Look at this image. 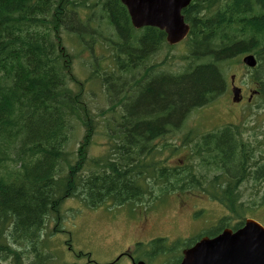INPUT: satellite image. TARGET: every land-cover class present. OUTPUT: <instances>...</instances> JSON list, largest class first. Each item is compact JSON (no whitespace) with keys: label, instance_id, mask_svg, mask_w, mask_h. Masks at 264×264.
Here are the masks:
<instances>
[{"label":"trees","instance_id":"16d2710c","mask_svg":"<svg viewBox=\"0 0 264 264\" xmlns=\"http://www.w3.org/2000/svg\"><path fill=\"white\" fill-rule=\"evenodd\" d=\"M79 7L90 11L78 22ZM182 14L190 62L179 73L157 74L156 64L145 65L169 47L165 33L134 29L119 0H0V264H51L43 230L71 197L95 208L195 188L234 219L264 204V128L211 133L181 167L169 164L179 151L166 138L179 134L191 110L225 91L221 64L243 54L257 58L253 83L264 100V0H192ZM64 36L83 52L97 44L110 60L87 79L99 84L107 105L101 112L111 116L107 149L97 158L89 157L96 120Z\"/></svg>","mask_w":264,"mask_h":264},{"label":"rangeland","instance_id":"374dc122","mask_svg":"<svg viewBox=\"0 0 264 264\" xmlns=\"http://www.w3.org/2000/svg\"><path fill=\"white\" fill-rule=\"evenodd\" d=\"M97 25L99 29L100 26H104L101 23ZM67 37L66 41L64 36V45L74 56L73 73L79 81L84 82V101L91 113L96 114H92L96 122L95 133L93 138L91 137L89 157L97 158L106 152L105 132L108 125L105 120L111 116L101 112L107 109V105L99 84L87 79L94 67L98 70H107L108 68L102 67L109 66L110 60L106 50L97 44L93 45L92 53L95 55L93 56L90 51H81L80 46L77 43L73 44L72 38ZM185 41L186 39L180 44L169 46L171 48L164 46L156 50L154 55L146 61L145 66L157 65V70L151 73L159 74L155 71L160 70H164L162 73L167 71L179 73L190 62L183 56L186 49ZM243 56L221 64L227 86H229L226 91L216 100L186 115L188 120L185 122V127L179 130L181 138L175 143L176 145L181 142L186 145L180 149L178 155L170 158L171 167H181L179 162L190 165L193 162L191 144L192 147H198L202 144L204 135L219 129L215 128L216 126L222 125L220 128H223L231 124L241 125L248 132L257 131L258 128H252L254 126L252 124L264 128V100L259 95L253 94L251 103L232 101L230 92L232 77L234 85L248 92L247 95L256 87L253 83L255 72L242 63ZM198 121L204 124L196 125ZM78 133L79 136L83 134L82 128ZM166 138H169L170 142L175 141L174 136ZM245 139H251V136L246 135ZM157 142L160 140L157 139ZM168 155L163 154L165 161ZM81 174L83 176L84 173L81 172ZM193 189L190 192L172 193L157 201H148L145 197L142 203H125L121 206L105 201L95 208L86 207L79 199L71 197L61 206L60 219L56 220L51 216L47 221L42 236L43 240L47 238L44 252L50 255L51 264H86L87 259L83 256L84 254L89 255L94 264H111L121 253L129 250L138 256L137 260L145 264H176L187 248V243L202 235L216 234L217 226L221 221L224 223L225 218H228L226 222L230 229L246 219H254L264 226V204L247 209L241 219H234L217 201L208 198L200 189ZM248 190L249 187L246 184L245 195L242 198L246 202L250 200L247 195ZM54 227L60 232L52 233ZM137 243H141L142 248L137 247ZM155 244L157 245L155 247H162L166 254L160 255V252L151 257ZM142 251L144 254H141ZM76 255H81V258H76ZM117 260L116 264H130L128 257L125 256Z\"/></svg>","mask_w":264,"mask_h":264},{"label":"water","instance_id":"95a60500","mask_svg":"<svg viewBox=\"0 0 264 264\" xmlns=\"http://www.w3.org/2000/svg\"><path fill=\"white\" fill-rule=\"evenodd\" d=\"M190 0H121L134 28L155 27L165 32L166 41L174 45L183 40L189 26L184 23L181 10ZM248 67L256 60L243 58ZM239 89H233L238 101ZM142 264V263H139ZM179 264H264V227L254 220H245L235 231L225 229L219 235L201 238L183 251Z\"/></svg>","mask_w":264,"mask_h":264},{"label":"flooded vegetation","instance_id":"af4514ba","mask_svg":"<svg viewBox=\"0 0 264 264\" xmlns=\"http://www.w3.org/2000/svg\"><path fill=\"white\" fill-rule=\"evenodd\" d=\"M81 3H82V0H79V4H81ZM240 91H241V93H240L241 99H240L239 103H242V102H245V101H248V102L252 101L251 100L252 96L250 95L251 93L247 95L248 92H246L242 88L240 89ZM252 125H254L252 128L257 127L256 124H252ZM220 126H222V125H220ZM226 126H229V127H233V126L236 127L237 126L238 127V125H234V124L226 125ZM237 127L234 128V129L237 130L238 129ZM128 256H129L130 264H136L139 261V260L136 259V255H128Z\"/></svg>","mask_w":264,"mask_h":264},{"label":"bare ground","instance_id":"6f19581e","mask_svg":"<svg viewBox=\"0 0 264 264\" xmlns=\"http://www.w3.org/2000/svg\"><path fill=\"white\" fill-rule=\"evenodd\" d=\"M179 264V263H178Z\"/></svg>","mask_w":264,"mask_h":264}]
</instances>
